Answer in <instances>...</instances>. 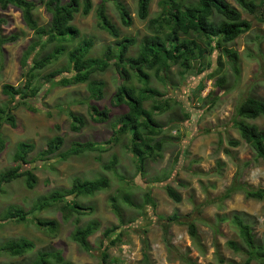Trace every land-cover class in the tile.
I'll use <instances>...</instances> for the list:
<instances>
[{
  "label": "rangeland",
  "instance_id": "obj_1",
  "mask_svg": "<svg viewBox=\"0 0 264 264\" xmlns=\"http://www.w3.org/2000/svg\"><path fill=\"white\" fill-rule=\"evenodd\" d=\"M29 1L36 5L34 17L38 25L47 30L50 15L39 0ZM61 1L67 3L69 0ZM79 1L82 5L83 0ZM160 1L152 0L149 15L143 21L137 15V0H91L90 13L84 16L79 12L72 22L79 31L75 43L65 45V54L57 61L34 72L36 78L33 86L40 88V91L26 101L27 106L12 110L16 127L2 124L0 140L4 146L0 151V173L16 167L12 159L20 143L33 145L34 150L27 157L31 163L25 168L36 176V183L31 190L25 187L24 179L13 180L1 187L0 217L10 208L30 214L23 222H0V264H32L38 252L54 251L60 252L65 261L71 264H102L104 253L108 260L117 264H185L181 256L196 264H244L246 256L233 252L228 246L231 241L242 245L237 231L224 220L234 213L249 216L256 223L258 238L264 236V201L248 200L240 191L227 199L224 196L233 182L264 189V161L256 158L255 151L240 139L233 126L235 107L241 100L253 96L264 101V29L233 0L225 1L251 24L248 33L227 45L238 55L239 77L223 55L220 56V68L217 51L206 55L204 72L198 76L181 77L179 67L173 66L166 73L168 80L164 85L149 72V86L166 94L172 103L169 111L155 115L156 120L164 125L162 158L155 162L148 161L143 177L137 175L136 161L129 147L127 149L129 137L112 141L116 137L112 124L127 111L125 105L112 103L121 84L115 67L117 60L112 59L105 72L92 76L93 80L104 84V96L98 101L89 98L86 84H57L61 78H70V74L63 73L54 80L56 83H46L43 79L49 73L65 68L68 63L66 53L85 41L92 42L88 54L90 58H102L107 49L113 54L117 53L116 40L99 27L96 11L101 4L118 29L120 39H136V44L129 48L125 58L135 57L141 39L151 34L150 20L161 13ZM117 2L125 6L129 13V27L120 20L115 7ZM0 20V40L13 35L17 37L14 42L0 45V106H4L9 103V98L3 95L2 87L10 85L18 88L24 82L27 69L21 67L22 56L37 37L26 28L20 12L13 7L0 10ZM57 45L49 44L38 57L51 53ZM218 68L220 71L212 79L207 77ZM220 79H224V83L217 87L216 81ZM133 83L138 86L135 80ZM201 85L203 89L199 91ZM18 100L17 97L15 102ZM91 105L99 111L104 108L108 110L106 123L94 120L96 117L89 109ZM150 105V102L145 103L146 108ZM69 113L82 118L83 124L74 123ZM185 114L189 115L187 121L183 117ZM247 122L264 130V117ZM73 124L78 129L74 130ZM57 137L62 138L63 143L55 155L39 157L38 154ZM231 140L238 141L239 146H230L228 142ZM75 143H93L102 150L84 151L61 159L59 155ZM113 159L116 160L113 169H105L104 165L110 164ZM165 176H171L165 183L152 181ZM101 178L108 181V188L93 196L75 198L85 209L83 215L73 213L64 219L61 211L64 202H53L43 210L32 211L40 198H49L54 191L69 190L76 180L91 182ZM164 185H170L181 195V203L176 204L166 196ZM124 194H128L130 200L142 208L134 209L119 199L122 218L119 221L110 207V201L111 197ZM145 194L149 195V200ZM87 209H90L89 212ZM173 214L194 223L198 234L197 245L188 237L185 225H169L163 221ZM76 218L79 222L75 225ZM35 220H54L58 225L57 231L51 235L44 228L37 227ZM92 220L98 221L101 229L88 239V249L84 250L71 240V234L74 229ZM114 227L117 229L108 239L103 237L104 230ZM117 237L119 241L110 246V240ZM20 239L31 242L33 250L21 257H12L1 250L7 242ZM104 247L108 250L105 251Z\"/></svg>",
  "mask_w": 264,
  "mask_h": 264
},
{
  "label": "trees",
  "instance_id": "obj_2",
  "mask_svg": "<svg viewBox=\"0 0 264 264\" xmlns=\"http://www.w3.org/2000/svg\"><path fill=\"white\" fill-rule=\"evenodd\" d=\"M50 15V23L47 28L38 25L34 17L36 5L29 0H0V10L6 11L9 7H13L20 12L22 21L26 28L34 33L37 37L36 41L23 53L21 67L26 68L24 82L18 88L10 85H3L2 93L9 98V103L0 106V128L3 123L11 128L16 127V120L12 114V110L18 106H27V100L34 98L40 91V88L33 86L36 78L35 71L43 69L48 64L55 62L58 58L65 54V45H72L79 37V31L72 25L75 16L81 12L87 16L91 11V0H83L82 5L79 0H69L62 3L61 0H39ZM236 5L247 15L252 16L256 22L262 25L264 29V0H233ZM152 0H137V15L140 20H146L149 15L150 3ZM161 6V13L149 22L150 35L141 39L139 50L135 57L125 58L129 48L136 44V39L123 38L120 39L119 31L111 22L106 14L103 4L97 7L96 15L99 21V27L113 37L117 46V53L113 54L107 49L102 58H90L88 54L92 47V42L85 41L77 45L75 48L66 53L67 65L62 70H57L44 76L46 83H56L54 80L63 73L70 74V78H61L58 85H76L86 84L89 98L91 100H101L103 98L104 84L95 81L92 76L97 73L105 72L109 67L112 59L117 60L115 67L121 79V84L117 87L112 98V103L116 106L125 105L127 111L117 118L112 124L117 142L120 138L129 137L127 149L136 161L137 175L144 176L145 166L148 161L155 162L162 158V150L165 139L162 136L164 125L158 122L155 115H162L171 109V98L166 94L151 88L150 73L155 78L166 85L168 77L166 73L171 67L178 66L181 77L201 75L205 66L206 55H211L217 51L219 57L217 63L220 68L221 55L225 56L232 66L234 74L239 77L240 71L238 66V55L233 50H229L227 45L233 43L240 36L251 30V24L242 19L241 13L225 0H161L158 2ZM115 7L119 13L120 20L124 26L131 25V19L125 6L119 2L115 3ZM2 21L0 20V24ZM182 36V37H181ZM45 38V40H42ZM1 39V38H0ZM17 40L16 36H10L4 41L0 40V45L4 42L11 43ZM58 44L55 49L39 58L42 52L49 44ZM209 65V64H208ZM220 69L215 70L213 74H208V78L212 79ZM138 83L136 87L133 83ZM224 83V79L216 81V86L220 87ZM203 85L199 86L202 91ZM18 97V102L16 98ZM150 102L148 108L145 103ZM31 110L32 108L28 106ZM92 114L95 115V121L98 123H106L108 121L107 109L99 111L95 106L89 107ZM70 119L74 123L83 124V119L69 113ZM183 117L186 121L189 115ZM264 117V101L253 96L245 97L235 107L233 116V126L237 131L240 139L255 151L257 159L264 161V130L259 129L256 125L249 124V120H257ZM73 129L78 128L73 124ZM111 141V142H112ZM110 142V143H111ZM62 138H54L47 144V148L38 154L41 158L55 155L61 148ZM228 144L232 147L239 146L238 141L231 140ZM3 142L0 140V151L3 149ZM34 150L33 145L20 143L17 151L13 155V163L16 165L14 169H9L0 173V190L2 185L16 179H24L25 187L29 190L33 189L36 183V176L30 169L25 166L31 162L27 157ZM102 150L93 143L73 144V146L59 157L65 159L70 155H76L84 151ZM134 161V162H135ZM116 160L104 165L107 170H112ZM171 176H165L162 179H153V183H165ZM126 182L124 179H121ZM235 181V180H233ZM109 183L106 179L101 178L95 181H79L72 183L69 190L54 191L49 198H40L35 204L32 211H40L47 208L53 202H64L61 211L64 219L71 214L83 215L82 208L75 198L79 196H93L108 188ZM163 189L166 196L174 203L179 204L182 201L181 195L170 185H164ZM240 191L248 200L258 202L264 201V189L251 188L245 184H237L233 182L224 193L225 198L231 197L235 192ZM121 195V194H120ZM111 197V209L114 214L122 221L120 203L141 210V205H136L130 200L128 194L123 196ZM147 200L149 195L145 194ZM119 199H121L119 201ZM87 209V212H89ZM29 212H23L19 209L10 208L0 222L18 221L23 222L29 215ZM248 218V219H247ZM230 222L232 228L237 231L242 245L239 246L235 242H228V246L235 253L244 254L246 256L244 264L255 262L264 264V236L258 238L255 233V222L246 214L234 213L231 218H224ZM166 224L185 225L187 234L194 244H198L197 228L193 222L173 214L165 218ZM79 222L75 219L74 224ZM37 227L44 228L49 234L57 231V223L54 220L43 221L35 220ZM101 224L92 220L82 227L74 229L71 234V240L79 245L82 249H88V239L98 233ZM117 227L106 229L102 232L103 237L108 239ZM166 229H164V235ZM119 241V237L110 240L109 245L113 246ZM34 248L33 244L27 240L20 239L17 241L7 242L1 247V250L12 257H21ZM105 251L108 250L104 247ZM144 261L147 260L146 253H143ZM102 264H117L116 261L108 260L106 253L103 254ZM181 260L185 264H196L191 262L185 256H181ZM223 262V261H220ZM32 264H71L65 261L61 253L54 252H38L37 258ZM149 264V263H147ZM227 264H235L228 262Z\"/></svg>",
  "mask_w": 264,
  "mask_h": 264
}]
</instances>
